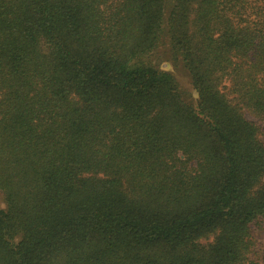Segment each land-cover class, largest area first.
Returning a JSON list of instances; mask_svg holds the SVG:
<instances>
[{"label":"trees","instance_id":"trees-1","mask_svg":"<svg viewBox=\"0 0 264 264\" xmlns=\"http://www.w3.org/2000/svg\"><path fill=\"white\" fill-rule=\"evenodd\" d=\"M246 112L264 0H0V264H258Z\"/></svg>","mask_w":264,"mask_h":264},{"label":"rangeland","instance_id":"rangeland-1","mask_svg":"<svg viewBox=\"0 0 264 264\" xmlns=\"http://www.w3.org/2000/svg\"><path fill=\"white\" fill-rule=\"evenodd\" d=\"M150 61L159 67L169 70L176 79L183 99L189 103L195 102V94L190 85L187 72L178 61H173L168 52L167 45H160L149 57ZM246 118L253 121L258 129V138L264 146V120L252 114L245 113ZM0 208H4L2 193L0 192ZM250 233L254 240L249 257L258 264H264V219H258L250 227Z\"/></svg>","mask_w":264,"mask_h":264}]
</instances>
